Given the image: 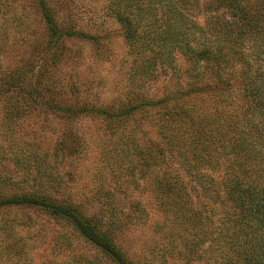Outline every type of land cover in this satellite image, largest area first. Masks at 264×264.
Segmentation results:
<instances>
[{"label":"rangeland","instance_id":"374dc122","mask_svg":"<svg viewBox=\"0 0 264 264\" xmlns=\"http://www.w3.org/2000/svg\"><path fill=\"white\" fill-rule=\"evenodd\" d=\"M200 2L199 22L215 16L214 24L213 0ZM46 6L54 8L60 25L85 36L53 37ZM174 56L183 70L192 66L178 51ZM154 62L153 53L128 42L109 0H0V77L16 69L22 77L11 93L0 86V178L6 179L0 192L40 196L33 204L0 207V264H117L80 232L73 213L69 220L57 216L44 206L43 196L86 222L98 221L132 264H186L184 258L165 260L158 247L148 251L159 228L126 217L135 215L140 199L151 216L162 218L152 186L143 187L147 176L148 183L154 181L155 169L141 174L137 156L108 129L103 113L119 114L125 104L149 101L127 130L134 128L133 119L152 117L179 77L159 60L150 68ZM179 80L188 81L186 73ZM133 92L149 95L137 99ZM10 106H23L17 108L23 113L7 114ZM171 163L191 184L179 161ZM113 214L120 218L116 225L110 224ZM148 255L156 256L151 263Z\"/></svg>","mask_w":264,"mask_h":264},{"label":"trees","instance_id":"16d2710c","mask_svg":"<svg viewBox=\"0 0 264 264\" xmlns=\"http://www.w3.org/2000/svg\"><path fill=\"white\" fill-rule=\"evenodd\" d=\"M213 4L217 21L213 24L211 16L202 24L200 0H109L131 46L153 53L150 68L159 60L162 68H171L179 77L166 90L170 96L160 99V109L152 117L133 119L131 130V118L149 101L125 104L119 114L103 113L108 129L137 156L141 174L155 169L154 181L148 183L147 176L143 187L152 186L162 218L151 216L140 199H135V215L126 214L136 225L154 223L159 228V239L148 251L158 247L165 260L184 258L186 264H264V0ZM44 16L57 40L85 36L60 25L52 6H46ZM176 51L192 66L183 70L176 64ZM182 73L188 81L179 80ZM21 80L17 69L8 72L0 77L1 90L11 93ZM141 94L133 92L132 97L149 95ZM23 106H10L7 114L18 116L23 111L17 108ZM176 160L192 185L171 163ZM0 181V189L5 188L6 179ZM4 193L0 207L40 200L38 192L10 197ZM46 199L42 197L44 206L57 216L69 220L75 215L80 232L117 264H132L98 221L86 222ZM117 217L112 215L111 225L117 224ZM152 257H146L148 262Z\"/></svg>","mask_w":264,"mask_h":264}]
</instances>
